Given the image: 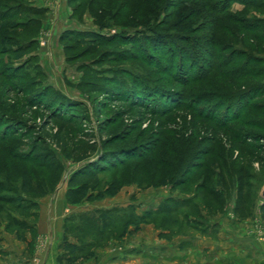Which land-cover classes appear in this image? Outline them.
Instances as JSON below:
<instances>
[{
  "label": "rangeland",
  "instance_id": "374dc122",
  "mask_svg": "<svg viewBox=\"0 0 264 264\" xmlns=\"http://www.w3.org/2000/svg\"><path fill=\"white\" fill-rule=\"evenodd\" d=\"M16 3L43 14L26 16L41 23L22 33L0 28V264H34L46 251L59 259L65 238L85 249L76 264H101L124 243H143L142 226L168 232L167 241L188 236L190 246L211 247L217 227L205 222L222 214L264 242V41L251 49L244 35L254 26L263 40L264 0H1L0 16ZM14 39L36 45L15 55ZM183 55L194 63L186 74ZM250 60L261 63L247 69ZM136 89L151 109L132 107ZM36 90L39 109L28 104ZM61 103L60 112L52 107ZM17 129L20 137L2 143ZM131 151L163 153L173 169L151 162L157 171L137 178L136 159L115 170L118 159L136 156ZM88 161L108 170L96 191L72 204L70 179ZM22 168L44 195L23 191ZM240 199L245 219L235 210ZM162 201L169 212L153 215Z\"/></svg>",
  "mask_w": 264,
  "mask_h": 264
},
{
  "label": "trees",
  "instance_id": "16d2710c",
  "mask_svg": "<svg viewBox=\"0 0 264 264\" xmlns=\"http://www.w3.org/2000/svg\"><path fill=\"white\" fill-rule=\"evenodd\" d=\"M19 0H17L18 2ZM13 2V1H12ZM15 4V3H14ZM1 0H0V7H1ZM31 13V15H30ZM43 14V11L40 10V9H34L32 7H29V8H25L22 6L21 3L17 4L16 3V7H13L12 9H9L6 13H3L2 16H0V28H3L5 30H9L13 33H22L23 30L22 29H27L29 27H32L34 24H38V23H41V20H38V19H34L33 20H24L26 18V16H35V17H40L42 16ZM12 20H15L16 21V24L12 27H9V22H11ZM256 27H246L244 29V35L245 36H248V44L250 45L249 47H252L251 49H255L254 45L253 44H257V43H260L261 41H264V38L262 37L263 40H259L258 38H254L253 35H256L258 34V30L254 29ZM1 31V30H0ZM15 31V32H14ZM264 31V30H263ZM2 40H6L4 38H2V36L0 35V44L2 43ZM16 41H18V45H17V49L15 50V55H21V54H24L26 53V49L30 50L33 48L34 45H36V40L35 39H30L28 41H24V42H20L18 39H14ZM262 50L264 51V46L261 47ZM181 61H182V65H181V70L180 71H184L183 73L186 74L188 73V66L194 64L192 59L188 56V55H183L181 57ZM255 62V63H258L260 62L259 60H250V64H247L246 65V68L248 69V67L251 66V63L252 62ZM261 63V62H260ZM184 64L186 66H184ZM187 68V69H186ZM187 70V71H186ZM20 72L22 71L19 70ZM209 73V72H208ZM187 76V75H186ZM16 78V77H14ZM238 80H234L233 82H236ZM119 89V88H118ZM49 90L51 91L52 89L49 87ZM134 93H137V94H133V98L131 102V105L132 107H136V106H141L145 109H151L152 107H149V106H152L151 105V98L148 97L147 94L145 93H142L140 92L139 90H133ZM25 92H27V87L24 89V91L22 92V94L24 95ZM121 93V92H120ZM125 96H128V94H130L129 92H122ZM60 96H64L63 94H58ZM257 95V94H256ZM256 97V96H255ZM253 98V97H252ZM131 99V97H130ZM42 101V92L41 91H34L32 92V95H31V98H30V101L28 102L29 105L31 106H34V107H37L38 109L39 108H42L43 105L41 103ZM251 101V100H250ZM242 102V101H241ZM48 104H51V103H48ZM141 104V105H139ZM46 105V104H45ZM50 105H47V107H49ZM52 107H55V110L59 111L60 110H63L65 106L62 105H53ZM57 107V108H56ZM249 108V107H248ZM59 109V110H58ZM155 110V109H154ZM57 114H59L57 112ZM9 121L11 122H14V123H17L18 121L16 119H10ZM22 132H20V129H17L16 131H12V132H8V134H5V140H3L2 143H5L7 141H10L12 140L13 138H16L17 136L20 137ZM93 147H90L89 150H85L83 151V153L85 155H83L82 157L81 156H78V162H84L86 160H88V155H91L92 154V151H94L92 149ZM134 149V148H133ZM135 150V149H134ZM140 152V151H139ZM137 151H134V152H129V154H135L136 156H133L129 159H118L120 161V164L119 165H116L113 166L115 170H118L120 168H128L129 166H131L132 162H134V160L138 159L143 162H147V163H150L149 164H145L142 166L143 162L138 164L137 166L135 165L134 169H133V173L137 178L140 177V178H143V174H146V173H150V172H154V171H157L158 167L157 166H152L153 163L157 162V161H161L160 162V165H159V169H163V168H171L173 169V166L171 167V164H174L173 162V158H166L165 154L163 153H160V155H158V157L160 158H155L153 154H149L150 157L148 156H144V155H139L138 154H141V153H138L136 154ZM79 154L81 155V151L79 152ZM175 154V152H172L171 154L168 153V155H173ZM129 156V155H128ZM145 157V158H144ZM15 158L17 161L21 162V163H24V162H29V161H32V159L29 157V155H25V156H22L18 153L15 154ZM120 158V157H119ZM122 158V157H121ZM124 158V157H123ZM150 158V159H148ZM110 163V162H109ZM170 169V170H171ZM203 169V168H201ZM22 178H23V191L26 193V194H31V193H34V195L36 196H42L44 195L43 193L44 192H36L33 190V186H34V179H33V175L31 173V171H28L24 168H22ZM108 170L107 168H104L102 167L101 164L97 163V162H94V161H88L86 163L83 164V166L80 168L79 172L76 173L75 175H73L70 179V182H69V190H68V198H69V202L72 203V204H77L85 195L86 193L89 191V190H93V191H96L100 185H101V175L105 173V171ZM186 170V169H185ZM194 170H196V167L193 165V166H190L186 171H184L183 173V177L182 179H178L175 178V176L173 177V180L175 179V183L177 181V184H180L181 182L180 181H183L186 180L185 177L189 174L190 172H195ZM193 175V174H192ZM158 176L155 175V177H153L152 179L154 180H157ZM188 180V179H187ZM120 180H117L113 183V188L114 189H119L122 185L120 184ZM164 182V181H162ZM188 181H185V184H187ZM154 184L155 181H154ZM205 184V183H203ZM205 186V185H202V187ZM112 188V189H113ZM243 200H239L236 204V213L239 215V217L241 219H245L246 216H244V214H241V209H240V204ZM173 202V204H176L174 203L175 201H171L170 202H167V203H171ZM243 205V203H242ZM169 212V210H164V208H160L157 210V212L153 215H156V216H160V214H164V213H167ZM173 211V210H172ZM263 211H264V205H263ZM173 213L171 212V215ZM122 223V219H120V221ZM84 251L85 249L77 244H74V243H71L68 241L67 238H65L64 240V246H63V254L59 257L58 259V263L59 264H76L78 261H80V259L82 258V255L84 254Z\"/></svg>",
  "mask_w": 264,
  "mask_h": 264
},
{
  "label": "crops",
  "instance_id": "0c3cea01",
  "mask_svg": "<svg viewBox=\"0 0 264 264\" xmlns=\"http://www.w3.org/2000/svg\"><path fill=\"white\" fill-rule=\"evenodd\" d=\"M163 201L156 204L153 209L157 211L162 208L167 203ZM130 206L131 204L123 205L124 208ZM99 208L97 206L94 209ZM136 212L141 213L139 209ZM192 220L194 219L192 218L190 221L192 222ZM225 224L235 226L242 233L232 232ZM205 225V229L208 230L213 226L217 227L216 236L212 237L216 240L213 241L211 247L206 245L209 242L206 244L202 242L203 246L197 248L190 246L193 240L188 236H178L172 241H167L164 235H168V232L142 226L140 232L143 235V243L130 246L124 243L126 247L123 250L113 251L112 255H108L101 264H264V242H259L255 236L249 235L246 224L237 221L235 217H232V214L231 216L222 214L214 217L209 222H205ZM192 231L194 232L193 229ZM57 234L58 238H62L61 232ZM34 259V264L37 262L59 264L57 262L58 254L54 255L50 251H46L44 255L41 253L39 258L35 257ZM26 264L33 263L27 262Z\"/></svg>",
  "mask_w": 264,
  "mask_h": 264
},
{
  "label": "water",
  "instance_id": "95a60500",
  "mask_svg": "<svg viewBox=\"0 0 264 264\" xmlns=\"http://www.w3.org/2000/svg\"><path fill=\"white\" fill-rule=\"evenodd\" d=\"M261 199L264 200V188H263V190H262V192H261Z\"/></svg>",
  "mask_w": 264,
  "mask_h": 264
}]
</instances>
